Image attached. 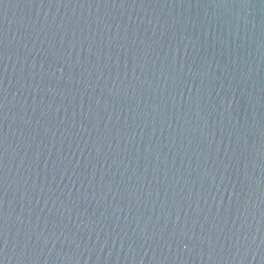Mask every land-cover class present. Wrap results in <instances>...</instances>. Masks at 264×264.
<instances>
[{"label": "water", "instance_id": "1", "mask_svg": "<svg viewBox=\"0 0 264 264\" xmlns=\"http://www.w3.org/2000/svg\"><path fill=\"white\" fill-rule=\"evenodd\" d=\"M0 264H264V0H0Z\"/></svg>", "mask_w": 264, "mask_h": 264}]
</instances>
